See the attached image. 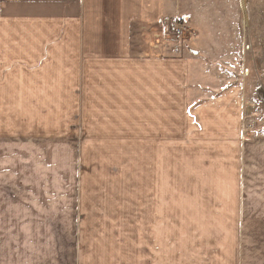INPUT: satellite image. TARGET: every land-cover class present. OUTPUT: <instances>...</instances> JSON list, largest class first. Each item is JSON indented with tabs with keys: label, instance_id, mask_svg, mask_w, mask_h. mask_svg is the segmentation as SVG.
<instances>
[{
	"label": "rangeland",
	"instance_id": "rangeland-1",
	"mask_svg": "<svg viewBox=\"0 0 264 264\" xmlns=\"http://www.w3.org/2000/svg\"><path fill=\"white\" fill-rule=\"evenodd\" d=\"M185 19L176 41L194 39ZM249 69L237 131L188 129L177 102L114 119L74 100L58 119L38 115L49 101L5 118L0 100V264H264V69Z\"/></svg>",
	"mask_w": 264,
	"mask_h": 264
},
{
	"label": "crops",
	"instance_id": "crops-1",
	"mask_svg": "<svg viewBox=\"0 0 264 264\" xmlns=\"http://www.w3.org/2000/svg\"><path fill=\"white\" fill-rule=\"evenodd\" d=\"M182 18L194 39L176 41L174 24ZM249 68L264 69V0H0L5 118L21 117L33 101H49L38 115L58 119L75 110L74 100L110 118L177 102L182 109L175 114L188 129L203 133L210 121H223L237 131L246 98L242 73L250 75ZM197 73L205 84L191 82ZM197 91L199 99L187 104ZM170 122L161 119L164 128ZM219 258L216 264H224Z\"/></svg>",
	"mask_w": 264,
	"mask_h": 264
},
{
	"label": "built area",
	"instance_id": "built-area-1",
	"mask_svg": "<svg viewBox=\"0 0 264 264\" xmlns=\"http://www.w3.org/2000/svg\"><path fill=\"white\" fill-rule=\"evenodd\" d=\"M186 21L185 18H182V19H178V26H177V30L175 32L176 36L177 37H182L185 32H184V29H185V26H184V22ZM247 48L249 49V46H247Z\"/></svg>",
	"mask_w": 264,
	"mask_h": 264
}]
</instances>
